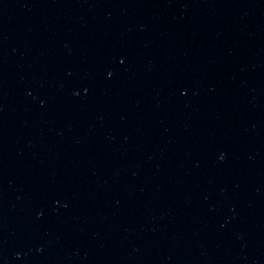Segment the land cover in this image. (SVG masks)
I'll use <instances>...</instances> for the list:
<instances>
[{"label": "water", "instance_id": "obj_1", "mask_svg": "<svg viewBox=\"0 0 264 264\" xmlns=\"http://www.w3.org/2000/svg\"><path fill=\"white\" fill-rule=\"evenodd\" d=\"M0 264H264V0H0Z\"/></svg>", "mask_w": 264, "mask_h": 264}]
</instances>
